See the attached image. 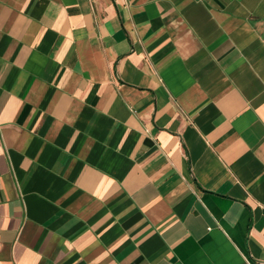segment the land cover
Here are the masks:
<instances>
[{
  "label": "crops",
  "instance_id": "crops-1",
  "mask_svg": "<svg viewBox=\"0 0 264 264\" xmlns=\"http://www.w3.org/2000/svg\"><path fill=\"white\" fill-rule=\"evenodd\" d=\"M0 264H264V0H0Z\"/></svg>",
  "mask_w": 264,
  "mask_h": 264
}]
</instances>
